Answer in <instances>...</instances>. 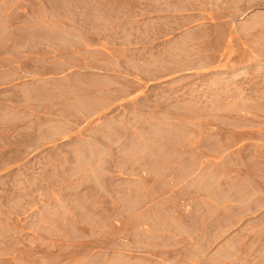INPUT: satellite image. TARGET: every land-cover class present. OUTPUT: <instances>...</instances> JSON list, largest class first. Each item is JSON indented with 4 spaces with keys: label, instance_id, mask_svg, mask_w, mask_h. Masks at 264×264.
<instances>
[{
    "label": "rangeland",
    "instance_id": "rangeland-1",
    "mask_svg": "<svg viewBox=\"0 0 264 264\" xmlns=\"http://www.w3.org/2000/svg\"><path fill=\"white\" fill-rule=\"evenodd\" d=\"M164 2L108 44L130 46L132 76L160 58L200 69L93 117L71 104L106 61L97 36L41 48V76L71 69L70 96L38 125L0 115V264H264V110L242 105L264 108V0ZM238 127L262 139L241 149ZM193 161L230 177L226 193L185 181Z\"/></svg>",
    "mask_w": 264,
    "mask_h": 264
},
{
    "label": "crops",
    "instance_id": "crops-1",
    "mask_svg": "<svg viewBox=\"0 0 264 264\" xmlns=\"http://www.w3.org/2000/svg\"><path fill=\"white\" fill-rule=\"evenodd\" d=\"M164 1L0 0V96L6 95L0 103V115H23L31 118V125H38L39 121L32 118L56 114L54 110L61 108L70 96L65 83L70 82L68 73L71 69L41 76L40 51L41 48L62 50L70 46L73 33H79L80 42L85 45L90 44L87 43L90 36L96 35L97 52L106 58L105 63L96 69H86L84 77L80 76L85 81L84 93L77 99L74 97L71 104L73 108L85 109L84 114L88 117L99 114L100 110L113 108L120 99L135 97L137 93L150 94L153 85L166 84L171 79L199 70L198 63H189L186 67L183 62L179 66L176 63L169 65L160 58L153 73L151 67L147 69L144 65L135 74L138 77L132 76L135 60L130 55V46H124L126 55L122 58L116 55L118 51L111 47L113 44H108V37L117 34L136 35L137 32L129 27L133 23L131 21L160 18V14L166 11L162 7ZM62 61L63 57L58 62L59 66ZM243 100L244 109L264 110L252 97ZM261 128L238 127L243 135L239 142L241 149L262 139L257 132ZM190 144L195 146L196 143L190 140ZM207 163V169L202 168L199 161L188 164L184 169V180L197 189H203L205 194H214L217 187L226 193L230 185L226 181L230 177L218 175L217 165L210 161ZM243 167L239 186L246 195L253 192H244L252 186Z\"/></svg>",
    "mask_w": 264,
    "mask_h": 264
}]
</instances>
